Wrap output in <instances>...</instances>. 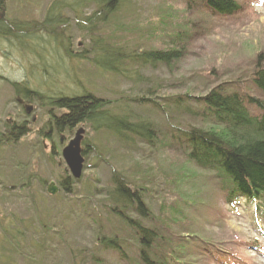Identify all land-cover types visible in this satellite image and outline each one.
Here are the masks:
<instances>
[{"label":"rangeland","instance_id":"rangeland-1","mask_svg":"<svg viewBox=\"0 0 264 264\" xmlns=\"http://www.w3.org/2000/svg\"><path fill=\"white\" fill-rule=\"evenodd\" d=\"M52 1L6 3L13 35H8L11 41L0 35V133L8 115L18 126L26 122V133L0 141V264H133L139 248L110 215L105 198L116 175L142 193L153 220L148 227L170 226L176 237L172 247L182 254L179 264H264V234L251 220L255 210L246 205L239 212L226 207L216 185L204 178L207 175L191 169L174 150L170 144L174 128L199 123L168 102L174 96L204 95L222 84L264 104L250 79L256 57L264 61V2L234 0L240 12L218 18L197 2L187 10V0H126L91 35L80 33L66 15V26L46 25L44 17ZM173 35L179 39H170ZM95 36L102 42L90 41ZM91 43L128 53L177 45L184 55L168 67L134 66L140 78L127 81L94 65ZM79 53L86 58L80 59ZM24 86L37 97L22 100ZM83 92L105 101L113 114L150 123L154 140L125 143L107 132H92L84 124L71 132L49 131L51 113L59 111L48 100ZM143 96L162 110L151 103H133ZM25 108L32 114L25 116ZM250 111L261 113L253 107ZM80 127L81 148L86 152L81 177L75 180L61 150ZM46 132L50 139L44 137ZM65 176L72 181L70 193L60 186ZM51 183L54 194L47 192ZM163 196L168 198L167 206L175 201L182 210V226L172 225L178 218L163 208ZM112 236L118 237L125 257L102 245L103 238Z\"/></svg>","mask_w":264,"mask_h":264},{"label":"trees","instance_id":"trees-1","mask_svg":"<svg viewBox=\"0 0 264 264\" xmlns=\"http://www.w3.org/2000/svg\"><path fill=\"white\" fill-rule=\"evenodd\" d=\"M125 2L126 0H54L47 7L44 23L48 26H66V15L71 17L80 33L86 31L93 35L98 29L97 26L106 23ZM196 2L208 14L218 18L234 16L241 10L234 0H187V10ZM170 39L178 40L179 36L173 35ZM90 41L102 42L98 36L90 38ZM91 44L94 65L127 81L140 78L137 76L138 71L132 70L134 66L150 69L158 66L168 67L184 55V49L177 45L165 50L151 49L128 53L124 49H115L108 45ZM64 50L72 57L69 48ZM80 54L82 53L77 55L80 59L86 58ZM263 62L262 56L258 55L250 79L253 91L264 98ZM21 93V99L31 101L38 95L37 92L26 88ZM148 96L135 99L133 103H151L162 110L161 106L156 105ZM186 101L192 102L193 105L190 106ZM168 102L175 111L199 123L174 128L170 136V144L174 150L180 152L191 169L207 175L204 178L216 185V190L226 207L237 212L241 210L240 206L244 205L254 209L251 220L259 224V227L254 228L264 234V104L261 99L227 90L219 84L204 95L174 96L169 98ZM48 104L59 111V114L51 113L49 131L54 130L55 133L71 132L84 124L92 132H107L125 143L137 139L149 144L155 138L150 123L132 121L129 116L113 114L106 108L105 101L88 92L57 96L49 99ZM251 107L261 113L252 114ZM12 133L21 137L26 132L23 126H18L14 127ZM46 138L50 139V136L47 135ZM85 152L86 150H83V155ZM71 182L68 176L61 181L60 186L65 193L71 192ZM111 184L112 187L105 197L110 206V215L123 225L128 234V241H134L139 248L133 264H179L182 254L176 253L177 250L172 247L176 237L170 234V226H147V222L153 220L142 193L133 189L118 175L111 178ZM167 202L168 198L163 196V208L167 207L170 215L178 218L176 221L171 219L172 225L182 226L185 221L182 210L176 207L175 201L170 206L166 205ZM186 204H190V200ZM117 240L118 237L112 236L111 239L103 238L101 243L125 257ZM207 250L212 252L209 248ZM211 254L215 257V254Z\"/></svg>","mask_w":264,"mask_h":264},{"label":"water","instance_id":"water-1","mask_svg":"<svg viewBox=\"0 0 264 264\" xmlns=\"http://www.w3.org/2000/svg\"><path fill=\"white\" fill-rule=\"evenodd\" d=\"M84 130L80 127L74 134V137L68 142V144L61 150V159L64 165L75 180L81 177L83 170V149L81 148V142L83 138ZM55 187L51 183L47 189L49 194L55 193Z\"/></svg>","mask_w":264,"mask_h":264},{"label":"flooded vegetation","instance_id":"flooded-vegetation-1","mask_svg":"<svg viewBox=\"0 0 264 264\" xmlns=\"http://www.w3.org/2000/svg\"><path fill=\"white\" fill-rule=\"evenodd\" d=\"M7 2H8V0H0V35H2L1 37L6 38V40L11 41L10 38L8 39V37H9L8 35L9 34H12L13 35V31H12V27L7 23V17H6V3ZM5 34H8V35H5ZM24 87H26V86H24ZM26 89H28V88L26 87ZM31 111H32V109H30V108H27L26 109L25 108V110H24L25 116L26 115L27 116L31 115L32 114ZM35 119H36L35 116H33L32 117V120H35ZM5 120L6 121L4 123V126L1 127V130H2L3 133H0V141H6V142H8V140H10L9 138L11 136L12 137H15V134H13L12 132L14 131V127H18V125H16V123L14 122V119L13 118H10L9 115H8V117ZM25 123L26 122H24L22 125H20V126H23L24 130H25V127H24V124ZM47 135L50 136V133L48 134L46 132L44 134V137L46 138ZM16 138H17V135H16ZM26 180L29 181L30 179L27 177ZM10 190H18V189H15V187H11Z\"/></svg>","mask_w":264,"mask_h":264},{"label":"snow or ice","instance_id":"snow-or-ice-1","mask_svg":"<svg viewBox=\"0 0 264 264\" xmlns=\"http://www.w3.org/2000/svg\"><path fill=\"white\" fill-rule=\"evenodd\" d=\"M262 2H264V0H262Z\"/></svg>","mask_w":264,"mask_h":264}]
</instances>
